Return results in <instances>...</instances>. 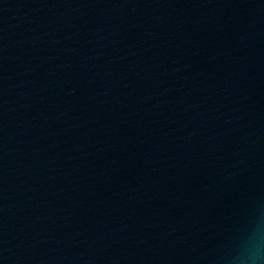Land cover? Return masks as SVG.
I'll use <instances>...</instances> for the list:
<instances>
[{
    "label": "water",
    "instance_id": "water-1",
    "mask_svg": "<svg viewBox=\"0 0 264 264\" xmlns=\"http://www.w3.org/2000/svg\"><path fill=\"white\" fill-rule=\"evenodd\" d=\"M262 249L264 0H0V264Z\"/></svg>",
    "mask_w": 264,
    "mask_h": 264
},
{
    "label": "clouds",
    "instance_id": "clouds-1",
    "mask_svg": "<svg viewBox=\"0 0 264 264\" xmlns=\"http://www.w3.org/2000/svg\"><path fill=\"white\" fill-rule=\"evenodd\" d=\"M245 264H264V249L248 257Z\"/></svg>",
    "mask_w": 264,
    "mask_h": 264
}]
</instances>
